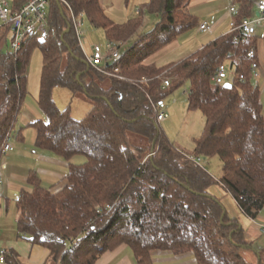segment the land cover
I'll return each instance as SVG.
<instances>
[{
	"label": "trees",
	"instance_id": "1",
	"mask_svg": "<svg viewBox=\"0 0 264 264\" xmlns=\"http://www.w3.org/2000/svg\"><path fill=\"white\" fill-rule=\"evenodd\" d=\"M29 1L13 0V10ZM191 1L151 0L137 16L117 23L101 0H62L64 15L57 0H51L44 39L33 36L17 55L6 49L14 39L12 29L0 31V160L28 96L27 68L37 47L44 57L38 106L45 119L31 125L36 148L67 161L86 158L84 164L70 165L57 192L31 175L32 190H23L16 202L20 237L47 250L48 264H96L123 245L132 249L137 264H154V252L193 253L198 264H250L243 251L253 246L244 227L210 190L220 184L251 219L264 209V108L246 58L256 41L240 49L239 62L233 59L246 82L237 78L232 87L212 81L218 66L235 52L231 35L180 63L163 68L147 63L198 25L187 10ZM71 12L103 30L108 41L127 44L116 64L117 77L88 64ZM146 13L160 22L138 36ZM171 67L177 78L163 90L161 77ZM188 81L190 109L206 119L193 155L168 140L157 118L166 91ZM57 88L86 93L95 106L76 120L70 109H59ZM190 156H219L221 180ZM257 255L264 264V252ZM6 264H21L19 255L9 251Z\"/></svg>",
	"mask_w": 264,
	"mask_h": 264
},
{
	"label": "rangeland",
	"instance_id": "2",
	"mask_svg": "<svg viewBox=\"0 0 264 264\" xmlns=\"http://www.w3.org/2000/svg\"><path fill=\"white\" fill-rule=\"evenodd\" d=\"M11 4L13 0H8ZM116 4L124 8L126 0H115ZM147 0H136V5L140 7L141 5L146 4ZM54 8V4H53ZM50 10V9H49ZM55 11V9H54ZM120 17H125V14L117 13ZM146 24H143V31L151 32L155 29L157 24L160 22L159 18L155 15L146 13L145 15ZM210 24V23H209ZM211 25V24H210ZM212 26V25H211ZM142 31V32H143ZM83 37L81 40L82 47L84 52L87 55L92 54V49L94 45H101L105 48L107 39L102 30L94 28L88 19L84 20L82 26ZM141 32V31H140ZM211 32V31H210ZM210 33L204 34L200 31L199 25L195 28L187 31L179 38L178 43L166 50L161 51L156 56V64L158 67H166L173 63H179L180 61L191 57L200 47L202 41H204ZM139 33L138 36H140ZM40 36L41 40L44 39L42 35ZM138 37L135 38L137 40ZM7 50L11 49L10 45L6 48ZM43 63L44 57L42 51L37 47L31 52L29 65L27 68V91L28 96L24 102L21 114L18 118V122L13 133L12 145L14 149H17L16 153L19 154V150L26 148L30 152L31 148H35V151L38 154L45 152L37 149L36 147H31V144L35 142L36 139V130L31 126V121L29 116L36 115L37 119L39 117V110L36 106V103L40 96L41 90V78L43 72ZM175 67H171L163 72L162 79H172L176 77ZM191 91V83L188 81L180 88L172 90H167L166 98L162 101L160 109L169 114V118L166 122L161 123V128L168 138L178 149L182 150L184 153L193 155L196 150V140L202 136L206 128V119L201 111L191 110L190 109V97L188 92ZM55 101L60 110L65 111L70 109L71 115L76 120H82L86 115L93 109L95 106L94 101L89 98L86 93H73L66 88H58L54 92ZM42 119L44 117L41 116ZM22 129L24 140L17 143L18 132ZM16 142V143H15ZM31 162L29 159L22 160L21 165L23 167L29 166V163H35L36 159L34 156H31ZM74 161L76 163H85L86 158L82 155L76 156ZM20 163V162H19ZM201 166L205 168L217 181H220L223 177V162L219 156L213 157H201ZM27 168V167H26ZM211 193L216 196L223 204L226 209L227 214L231 218H239L241 225H244V231L246 239L252 241L253 250L243 251V255L250 264H259V255L257 253L264 252V235H261L257 230H253L256 227V223H248L247 219L242 215L241 211L238 208V205L233 198V196L221 187L220 184H217L211 188ZM3 216V222L0 223V241L6 240L9 238L13 241L15 240L22 242V237L16 235L14 231L17 228V209L16 203L10 201L9 210ZM260 218H264V209L261 211ZM263 222V221H262ZM261 222V223H262ZM2 224V226H1ZM252 231V235L250 232ZM18 234V233H17ZM15 235V237H14ZM24 239V238H23ZM26 240V239H25ZM22 241V242H21ZM28 241V240H27ZM44 252L43 249H37V251ZM37 253H34L33 259L31 262H26V264L39 263L42 264L43 260L39 257L37 259ZM46 254V252H44ZM48 264V263H47Z\"/></svg>",
	"mask_w": 264,
	"mask_h": 264
},
{
	"label": "crops",
	"instance_id": "3",
	"mask_svg": "<svg viewBox=\"0 0 264 264\" xmlns=\"http://www.w3.org/2000/svg\"><path fill=\"white\" fill-rule=\"evenodd\" d=\"M150 1L151 0H147L146 4L141 5V10L147 4H149ZM259 1L260 0H192L187 10L196 19L199 28L204 23H210L212 25L211 32H208L210 33L209 36L204 41H202L199 49L193 55L197 54L198 52L202 51L205 47L209 46L213 42L223 37H226L229 34L230 25L233 20V17L230 13V8L232 6H236L239 9L240 15L242 17L249 18L253 21L252 24L253 40L256 41L255 46L257 48L258 61L260 64V71H261L260 77L254 79V82L260 88L261 102L264 108V13H261L258 7ZM101 3L108 17L117 23H125L129 19L137 16L141 11L139 10L140 7L136 5V0H126L124 8H118L120 6L116 4L115 0H101ZM119 12L121 14L124 13L125 17L123 16L120 17L117 14ZM85 19L86 18L84 17V20ZM144 23L146 24V19ZM142 31H143V27L140 33L141 34L148 33ZM103 33L105 35L104 31ZM208 33H204V34H208ZM182 36L183 35H181L180 37ZM178 40L175 41L173 44H171L169 47L165 48L164 50L175 46L178 43ZM156 56L157 55L150 58L147 61V63L156 64ZM173 64H177V63H173ZM36 106L39 110L40 119L39 118L34 119L36 118V115L34 114L29 116L30 120H32L30 122L31 125L38 120L45 119L43 113L41 112L38 106V101L36 103ZM41 116L44 117V119H42ZM36 137H37V132H36ZM22 140H24V138L21 129L17 135V143L15 142L16 147L18 142ZM31 147H36V139L34 144L33 143L31 144ZM16 151L17 149H15L14 152L6 154L5 156L2 157L0 161V171L5 181L4 186L0 189L1 190L0 223L3 222V216L6 215L5 213L8 212L9 210L10 201L16 203L23 190H32V186L30 184L31 175H35L45 189L51 192H57L61 190V188L66 183V179L70 171V165L84 164V163H76L74 161L75 157L71 161H67L47 151L38 154V152L35 151V148H31L30 152H28L26 148H23L18 151L19 154L16 153ZM31 156L35 157L36 162L29 163V166L25 165V167H23L21 165L22 160L26 158L29 159V161L31 162L32 160L30 159ZM241 213L247 219L248 223H256L257 220L260 221L256 224V227L253 230H257L258 233L264 235V233L261 232V226L262 224H264V218L257 217V219L254 220L247 217L242 211ZM17 220H18V210H17ZM14 231L15 232L17 231L16 235H19L18 228H16ZM0 234H1V229H0ZM250 234L252 235V231L250 232ZM6 239L8 241L6 240L0 241V247L5 248L8 251L11 250L15 251L19 255L21 264H26L25 261L31 262L35 252L37 253L36 254L37 259H39L40 257L43 260V262L41 263L47 264L49 258V253L47 250L38 246H33L29 241L23 238L22 241H26V242L21 241L22 243H20L19 239L15 240L14 238L13 241L9 238ZM247 241L251 243L253 246L252 241L248 239ZM39 248L43 249L44 252H46V254H44V252L42 253L40 250L37 251V249ZM152 259L154 264H198L193 253H187L184 255L176 256L170 252H154L152 255ZM32 264H40V263L39 260H37V263H32ZM96 264H137V261L135 259V255L132 249L127 245H123L114 251H109L105 253L102 257H100V259L97 261Z\"/></svg>",
	"mask_w": 264,
	"mask_h": 264
},
{
	"label": "built area",
	"instance_id": "4",
	"mask_svg": "<svg viewBox=\"0 0 264 264\" xmlns=\"http://www.w3.org/2000/svg\"><path fill=\"white\" fill-rule=\"evenodd\" d=\"M50 4L51 0H30L22 9L14 11L12 4L8 0H0V31L6 27H10L12 29L14 39L11 43V48L14 54L17 55L21 51L24 43L33 36H43L48 32L50 24ZM258 7L261 13H264V0H260L258 2ZM230 13L233 20L231 22L230 32L228 35L233 37L235 52L229 53L226 60L218 66L216 73L212 78L213 83L217 85L232 84V82L237 78H239L241 83L246 82L245 75H237L233 59L236 63L239 62L241 60L238 56L240 49L244 45L252 44L254 41L252 28L253 21L249 18H243L239 21L238 17L240 12L236 6H232L230 8ZM71 18L77 38L81 44L83 37L82 26L84 24V16H76L73 12H71ZM200 29L203 33H208L211 31L212 26L209 23H204L200 26ZM126 46V43H119L115 41H108L105 48L100 45H94L92 54H85L87 62L99 73L109 77H117L120 72V68L116 64L119 63ZM246 58L251 63L250 69L253 79L259 78L261 71L258 61L257 48L255 45L249 49ZM172 81L173 80L170 78L162 79V89L164 90L171 87ZM157 118L158 122L161 124L169 118V114L160 109L158 111ZM12 139L13 134H8L3 147L2 157L15 151L12 145ZM190 159L202 167L201 158H194L190 156ZM4 183L5 181L0 171V189L4 186ZM261 232L264 233V224L261 226ZM8 254L9 251L7 249L0 247V264H6Z\"/></svg>",
	"mask_w": 264,
	"mask_h": 264
},
{
	"label": "water",
	"instance_id": "5",
	"mask_svg": "<svg viewBox=\"0 0 264 264\" xmlns=\"http://www.w3.org/2000/svg\"><path fill=\"white\" fill-rule=\"evenodd\" d=\"M58 4H59V7H60V10L62 12V15H64V9H63V6L61 4V1L60 0H57ZM80 77V76H79ZM226 87H232V84H226ZM162 105V104H161ZM155 148V146L153 147V149Z\"/></svg>",
	"mask_w": 264,
	"mask_h": 264
}]
</instances>
